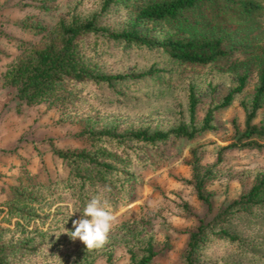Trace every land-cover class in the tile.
I'll return each instance as SVG.
<instances>
[{"label": "trees", "instance_id": "obj_1", "mask_svg": "<svg viewBox=\"0 0 264 264\" xmlns=\"http://www.w3.org/2000/svg\"><path fill=\"white\" fill-rule=\"evenodd\" d=\"M215 1L238 19L264 17V0H74L52 29L36 18L21 24L43 41H16L22 53L2 75L3 85L14 88L24 105L58 108L62 121L78 126V138L89 146L54 149L68 168L66 179L43 183L27 172L10 187L9 199L0 204V264H96L101 258L117 264L120 247L126 248L129 264H153L165 254L142 220L115 225L96 250H87L70 232L95 195L109 201L113 214L130 206L149 150L172 138L194 140L216 130V113L248 86L249 75H234L230 92L214 100L200 121L199 93L207 82L214 95L217 85L212 77L198 84L191 80L182 83L183 98L176 94L169 123L143 116L141 95L159 92L167 86L158 79L171 77L157 56L171 66L214 70L233 53L223 35L198 30L190 16ZM258 75L255 93L240 102L246 129L240 132L234 122L238 139L229 147L264 150V124L255 123L264 107V51ZM193 158L197 196L213 210L207 189L211 173L196 154ZM76 209L81 212L73 214ZM195 216L198 226L189 232L182 264H264V170L249 191L211 220Z\"/></svg>", "mask_w": 264, "mask_h": 264}, {"label": "rangeland", "instance_id": "obj_2", "mask_svg": "<svg viewBox=\"0 0 264 264\" xmlns=\"http://www.w3.org/2000/svg\"><path fill=\"white\" fill-rule=\"evenodd\" d=\"M73 1L0 0V204L9 199L10 187L17 185L27 172L33 180L43 183L67 178L68 168L54 154V149L81 150L89 146L78 138V126L62 121L58 108L24 105L18 100L17 91L5 87L1 80L7 67L22 53L16 41L33 44L43 41L42 35L24 31L21 24L28 18H36L52 29L67 16ZM190 16L198 23V30L223 35L226 47L233 53L214 70L182 64L171 66L164 57L157 56L170 70L171 77L158 79L167 86L159 92L149 89L141 95L143 116L150 121L169 123L171 106L178 103L176 94L184 96L182 83L192 80L198 84V80L212 77L216 93L212 94L207 82L203 87L206 91L199 93L198 116L202 121L211 103L219 102L230 92L234 75H249V83L230 107L216 113V130L194 140L172 138L149 150L150 161L134 187L133 203L114 214L113 227L129 220H142L154 232L159 246L167 250L153 264H182L189 232L198 226L195 215L211 220L223 207L249 191L264 170V150L229 147L238 139L234 122L240 132L246 129L241 99L252 96L259 81L264 17L238 19L221 1L206 2ZM148 55V52L139 54L140 58ZM255 123L264 124V107ZM194 154L204 170L211 173L207 189L213 197V210L197 196L191 164ZM116 258L117 264H129L124 247L116 251ZM96 264L107 262L101 258Z\"/></svg>", "mask_w": 264, "mask_h": 264}, {"label": "clouds", "instance_id": "obj_3", "mask_svg": "<svg viewBox=\"0 0 264 264\" xmlns=\"http://www.w3.org/2000/svg\"><path fill=\"white\" fill-rule=\"evenodd\" d=\"M76 212L81 211L76 209L73 214ZM115 219L109 201L101 195H95L84 205L81 217L73 221L74 231L70 232V236L74 240L79 239L87 250L100 249L107 243Z\"/></svg>", "mask_w": 264, "mask_h": 264}]
</instances>
